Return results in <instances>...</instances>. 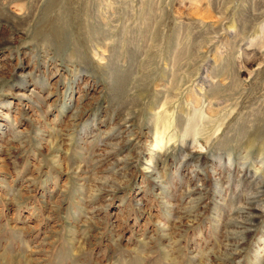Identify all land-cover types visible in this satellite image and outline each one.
<instances>
[{
  "label": "rangeland",
  "instance_id": "374dc122",
  "mask_svg": "<svg viewBox=\"0 0 264 264\" xmlns=\"http://www.w3.org/2000/svg\"><path fill=\"white\" fill-rule=\"evenodd\" d=\"M0 264H264V0H0Z\"/></svg>",
  "mask_w": 264,
  "mask_h": 264
},
{
  "label": "bare ground",
  "instance_id": "6f19581e",
  "mask_svg": "<svg viewBox=\"0 0 264 264\" xmlns=\"http://www.w3.org/2000/svg\"><path fill=\"white\" fill-rule=\"evenodd\" d=\"M258 193H259V191H258ZM255 202L256 201H251L250 202V204H248L249 206L246 208L248 211L245 213V217L246 218H250V216H251V210H253V209H255ZM136 261H138V260H136Z\"/></svg>",
  "mask_w": 264,
  "mask_h": 264
}]
</instances>
